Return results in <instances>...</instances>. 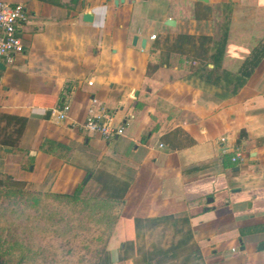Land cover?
Instances as JSON below:
<instances>
[{
	"label": "crops",
	"instance_id": "obj_1",
	"mask_svg": "<svg viewBox=\"0 0 264 264\" xmlns=\"http://www.w3.org/2000/svg\"><path fill=\"white\" fill-rule=\"evenodd\" d=\"M4 1L26 4L30 15L25 53L0 70V112L27 119L17 147L0 145V177L45 193L83 185V196L99 194L100 210L115 216L107 227L188 218L201 264H264V57L236 94L214 81L241 73L264 47V0ZM212 11L229 20L214 75L210 61L199 70L203 59L168 56L180 34L217 39L208 31ZM168 19L176 25L167 27ZM164 30L176 37L159 42ZM150 64L158 67L148 74ZM67 104L62 120L57 108ZM100 106L124 134L106 140L82 129ZM113 181L125 195L104 199Z\"/></svg>",
	"mask_w": 264,
	"mask_h": 264
},
{
	"label": "rangeland",
	"instance_id": "obj_2",
	"mask_svg": "<svg viewBox=\"0 0 264 264\" xmlns=\"http://www.w3.org/2000/svg\"><path fill=\"white\" fill-rule=\"evenodd\" d=\"M207 12L209 13V9ZM215 15L212 11L208 31L214 34L216 40H219L229 20L225 14L217 16L215 13ZM167 27L170 26L167 25ZM164 33L159 42H162L165 36H170V40L176 37L174 30H164ZM7 66L10 67L12 64ZM52 121H56L55 115ZM0 166L5 167V164L0 163ZM10 183L23 186L16 181ZM7 188L0 190V203L10 202L9 211L11 212L12 209L14 211L0 214V237H2L0 243L3 244L0 252L11 246L13 261L4 257V264H101L102 248L111 241H115L121 247V254L130 255L128 260L114 264H142V230L137 236V244L132 247L131 241L121 239L117 234L121 229L127 228L126 226L107 227L106 223L98 222L97 214L84 216L73 204L59 200L54 193L47 192L48 196L42 199L45 192L32 189L30 186L13 189V191L21 190L18 194H6L5 192L12 191ZM39 192L42 195H39ZM88 195L89 193L86 196ZM44 202V209H42L40 204ZM31 203L35 206L30 205ZM157 237V234L147 237L143 250L145 251V248L150 246ZM166 241L164 243L168 245L170 234L167 235ZM126 248L129 252L125 251ZM180 262L181 260L173 264H180Z\"/></svg>",
	"mask_w": 264,
	"mask_h": 264
},
{
	"label": "trees",
	"instance_id": "obj_3",
	"mask_svg": "<svg viewBox=\"0 0 264 264\" xmlns=\"http://www.w3.org/2000/svg\"><path fill=\"white\" fill-rule=\"evenodd\" d=\"M228 27L229 25L226 24V29L224 30L223 35L219 40L214 39V37L211 35L180 34L178 35L172 46H168V56L172 51H178L183 54L188 53L194 58L196 57V59H203L205 60V63L200 67L199 70H206L208 61H210V63H213L214 65V67L210 70V74L214 75L216 71H218L222 67L221 63L224 57V52L228 40ZM254 54V59L246 62L241 73L235 75L224 71L222 73L224 75L222 76L221 74L219 76H215L214 81H222V79H224V81L226 82V86L232 85V93L236 94L240 90V88L245 85L246 81L251 75V71H253L257 62L264 57V47L256 49ZM157 67V65L150 64L148 66V74L152 71H156ZM1 77L2 71H0V79ZM26 123L27 119L24 117H18L0 112V145L17 147L23 135ZM11 181H16L18 184H22L23 186L13 185L10 183ZM24 186H27V183L25 181L14 180L11 176L7 177L6 179L4 177H0V190L7 187H10L7 188L8 190H12L10 192H5L6 194H18L21 190H17L23 188ZM15 188L18 189L13 191V189ZM104 188H106L108 191L103 196L104 199L122 198L124 197L123 195H125V190L127 189V187H125L124 185L118 184V181H113L111 183L108 182V184H106ZM83 191L84 186L79 185L73 194L54 193V195L58 196L59 200L64 201L65 203L73 204L74 207H76L78 211L82 212L84 216H87L89 214L95 216L97 214V216L99 217L98 222H109L110 224L113 223L114 225V223L116 222V220H114L115 216H113V214L108 211L106 212V210L104 209L100 210L101 206H99L98 203L99 194H97L95 197H86L83 196ZM38 194L42 195L41 192H39ZM47 196L48 195L44 193L42 199H45L44 197ZM0 204V212L4 211L0 214H6L10 210V202H8L7 204L2 202ZM30 205L35 206L34 203H31ZM44 205L45 202L43 204H40L41 207H43ZM41 207L39 208L41 209ZM102 207L105 208L106 206L103 204ZM42 209H44V207ZM12 211L14 210L12 209L11 212ZM11 212L9 211V213ZM86 212L88 214H85ZM100 218L105 220H102ZM140 230H142V236H145L146 233L149 236H153L154 234L158 235L157 239H155L149 246L148 255L145 259H143V264H152L154 260L155 264H173L178 262L179 260H181L180 264H191L190 262L193 261L195 262L194 264L202 263L201 251L197 244L193 242V230L188 218L162 216L141 221L135 220L134 224H131L125 229H121V239H127L131 241V246L133 247L137 244V236H139ZM169 234L171 236V241H169L170 243H168L167 245V243L164 242H167L166 237ZM1 238L2 237H0V242L2 240ZM14 243L17 244V242ZM2 246L3 244L1 245L0 243V249L2 248ZM120 248L121 247L117 245L115 241L109 242L106 247L102 248L103 256L101 258V264H114L128 259L127 255L121 254ZM12 250L13 248L10 246L8 247V249L0 252V264L5 263L4 257H8V259L11 260L13 259ZM125 251L129 252L128 248H126ZM22 257L24 258V256Z\"/></svg>",
	"mask_w": 264,
	"mask_h": 264
},
{
	"label": "built area",
	"instance_id": "obj_4",
	"mask_svg": "<svg viewBox=\"0 0 264 264\" xmlns=\"http://www.w3.org/2000/svg\"><path fill=\"white\" fill-rule=\"evenodd\" d=\"M29 9L24 3H11L0 0V61L4 64H14L18 57L25 53L24 27L29 19ZM157 38V34L151 36ZM93 84V82H89ZM97 103V99H93ZM70 106L58 107V117L66 119ZM91 133H98L106 140H113L124 134L123 126H116L105 106H100L97 113L91 111L87 120L81 126ZM241 154H236L233 161L238 162Z\"/></svg>",
	"mask_w": 264,
	"mask_h": 264
},
{
	"label": "water",
	"instance_id": "obj_5",
	"mask_svg": "<svg viewBox=\"0 0 264 264\" xmlns=\"http://www.w3.org/2000/svg\"><path fill=\"white\" fill-rule=\"evenodd\" d=\"M202 1L208 2L209 0H202ZM83 18H84V20H85L86 22H90V21L93 20V14H92L91 12H86V13L84 14V17H83ZM166 23H167L168 25H170V26H174V25H176V21L173 20V19H168ZM138 39H139V37H138V36H135V37H134V41H133V43H134V44H137ZM146 44H147V39L144 38V39L142 40V47H146ZM5 69H6V66L4 65V63H3L2 61H0V70H5ZM50 113H51V112L49 111V114H50ZM6 150H7V151H11L10 148H6Z\"/></svg>",
	"mask_w": 264,
	"mask_h": 264
}]
</instances>
